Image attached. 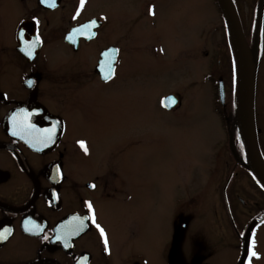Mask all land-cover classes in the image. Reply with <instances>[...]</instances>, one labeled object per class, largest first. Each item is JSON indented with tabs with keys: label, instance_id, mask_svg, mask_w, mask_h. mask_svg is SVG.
I'll list each match as a JSON object with an SVG mask.
<instances>
[{
	"label": "flooded vegetation",
	"instance_id": "obj_1",
	"mask_svg": "<svg viewBox=\"0 0 264 264\" xmlns=\"http://www.w3.org/2000/svg\"><path fill=\"white\" fill-rule=\"evenodd\" d=\"M208 3L212 11L208 26H214L213 46L227 62V67L221 59L207 62L205 81L214 75L217 78L207 83L214 97L210 111L228 116L230 153L243 167L245 159L237 156L238 145L241 154L245 152L237 122L234 45L217 0ZM231 3L256 65L254 119L264 159V0ZM65 4L66 0H0V264H148L142 252L121 257L124 246L113 239L98 214L101 203L119 197L129 200L119 158L92 156L85 136L74 135L71 128L78 102H85L86 95H97L102 87H113L121 79L125 54L133 56L135 51L121 43L120 29L113 30L116 38L108 37L105 19L83 16L85 0L83 4L75 0L71 11H65ZM92 20L93 27L89 26ZM84 24L83 29L72 31ZM202 32L197 35L196 52L201 47ZM98 41L99 49L90 50V45ZM219 83L223 103L218 99ZM111 93L112 89L103 91V95ZM170 95L177 104L163 109L161 101ZM182 103L177 94L158 99L159 109L168 114L180 110ZM89 161L97 165V173L78 179L76 174H81ZM225 206L230 208L227 199ZM263 222L252 230L249 242L256 253L252 235ZM237 237L241 242L236 260L230 264H238L243 254V236ZM255 257L258 254L250 257L247 253L243 264H252ZM199 259V264H209Z\"/></svg>",
	"mask_w": 264,
	"mask_h": 264
},
{
	"label": "rangeland",
	"instance_id": "obj_2",
	"mask_svg": "<svg viewBox=\"0 0 264 264\" xmlns=\"http://www.w3.org/2000/svg\"><path fill=\"white\" fill-rule=\"evenodd\" d=\"M74 2L66 0L65 11ZM85 3L84 17L105 19L107 36L115 37L114 28L120 29L121 43L135 51L125 54L121 79L95 96L86 95L71 122L74 135L85 136L92 156L119 158L129 200L101 203L98 214L124 246L121 257L137 251L148 264H199V258L209 264L235 262L237 236H244L249 220L264 210V192L248 168L233 160L228 116L210 111L214 97L207 83L217 78L205 81L207 62L221 59L226 67L227 62L213 46L208 0ZM2 37L0 29V42ZM100 43L89 49L98 50ZM109 89L112 93L103 95ZM168 93L183 99L181 109L171 114L158 107L159 97ZM238 147L237 156L245 159ZM95 167L89 161L78 179L94 176ZM252 238L258 254L252 264H264V222Z\"/></svg>",
	"mask_w": 264,
	"mask_h": 264
},
{
	"label": "water",
	"instance_id": "obj_3",
	"mask_svg": "<svg viewBox=\"0 0 264 264\" xmlns=\"http://www.w3.org/2000/svg\"><path fill=\"white\" fill-rule=\"evenodd\" d=\"M218 5L226 19L229 33L232 38L234 53L237 60V108L238 122L240 133L246 152L248 168L251 170L257 181L264 188V161L259 151L257 144L253 98H254V79H255V64L252 56L245 46L236 13L232 7L230 0H217ZM95 21H92L94 24ZM91 22L89 23V25ZM77 27V30L82 29ZM93 27V26H91ZM221 95V91H220ZM173 97H168L163 100V104L167 109H170L174 104ZM264 220V213L255 218L248 226L244 236V252L239 264H242L246 257V247L248 238L252 228L260 221Z\"/></svg>",
	"mask_w": 264,
	"mask_h": 264
},
{
	"label": "snow or ice",
	"instance_id": "obj_4",
	"mask_svg": "<svg viewBox=\"0 0 264 264\" xmlns=\"http://www.w3.org/2000/svg\"><path fill=\"white\" fill-rule=\"evenodd\" d=\"M81 4H83V0H81ZM29 127H31V126L29 125ZM82 147H83V143H82ZM88 207H89V210L91 211V204H89ZM93 222L95 223L94 219H93ZM96 227L100 230L101 236H104V231L102 228H100V225L97 224ZM0 238H2V237H0ZM105 247H107V241L106 240H105ZM248 254L250 257L257 256V253L255 251H253L251 248H249Z\"/></svg>",
	"mask_w": 264,
	"mask_h": 264
}]
</instances>
